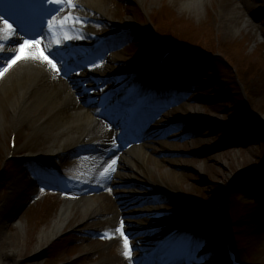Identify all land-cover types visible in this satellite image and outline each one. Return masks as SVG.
<instances>
[{
  "label": "rangeland",
  "instance_id": "rangeland-1",
  "mask_svg": "<svg viewBox=\"0 0 264 264\" xmlns=\"http://www.w3.org/2000/svg\"><path fill=\"white\" fill-rule=\"evenodd\" d=\"M101 1L109 10L96 11L89 28L97 39L115 37L107 49L118 58L120 71L115 80L112 73L102 74L113 80L103 83V91L120 90L105 102L120 104L135 94L143 100L137 88L144 83L136 82L153 76L159 77L158 94H166L158 101L162 112L146 129H159L162 138L151 151L139 144L151 171L136 181L147 186L143 195L153 200L158 219L139 217L136 227L121 234L131 246L132 264H225L228 238L249 264H264V0H205L198 11L183 8L177 0H144L143 5L135 0ZM151 25L155 36L148 32ZM128 28L134 33L124 34ZM166 50L175 54L160 65ZM103 55L100 61L107 64ZM128 108L122 119L130 116ZM10 134V128H0V264H115L127 249L121 239L107 240V220L101 217L85 224L82 216L74 218L38 250L40 236L72 199L64 186L95 165L82 153L43 163L23 151L8 157ZM16 137L22 146L30 132L20 129ZM36 141L30 142L33 153L45 151ZM22 176L40 183L16 189V178ZM250 178L256 184L246 190L243 183ZM160 179L172 189L150 188ZM118 182L100 193H108L127 211L129 198L124 203L119 194L129 186ZM237 183L241 189H233ZM220 218L228 233L218 227ZM153 220L160 224L154 234H139L152 228ZM187 226L192 233L182 255H169L165 261L175 243L166 238ZM158 247L162 250L153 257Z\"/></svg>",
  "mask_w": 264,
  "mask_h": 264
},
{
  "label": "bare ground",
  "instance_id": "bare-ground-1",
  "mask_svg": "<svg viewBox=\"0 0 264 264\" xmlns=\"http://www.w3.org/2000/svg\"><path fill=\"white\" fill-rule=\"evenodd\" d=\"M177 1L183 8L191 11L202 9L205 2V0ZM135 2L143 5L144 0ZM108 10L109 6L101 0H69L68 7L62 10L61 18L57 21L58 27L53 32H45L42 39L36 41L22 37L19 32H15L14 27L9 30L7 25L0 22V128L8 127L13 133L20 129L30 132L29 141L19 147L16 144L15 149L12 152L8 151L7 155L12 153L15 156L23 151L28 152L27 157L35 156L37 161L45 162L47 158L64 160L68 156L82 153L95 165L90 167V171L85 172L86 176L69 183L67 190L72 199L63 205L53 226L40 236L38 250L55 240L67 224L79 216L83 217V224L99 217L107 220V226L103 230L104 236L110 243L121 239L122 247L129 243L121 234L127 233L131 227H136L137 218L158 219V214L151 205L153 200L143 195L147 186L136 180L141 176L149 177L151 171L147 168L149 157L145 153L142 154L138 144L141 142L142 149L151 151L156 140L162 138V132L155 126H152L155 129L151 132L146 130L149 124L152 125L151 118L154 119L161 111H157L156 114V111L143 110L146 112V120L141 125L143 133L137 136L136 140L132 138L131 145L122 147L120 141L126 138L123 130L127 124L116 116L118 107H122V104L113 105L102 101L108 94L113 95L120 91H103L101 95H96L99 94L96 92L104 80L101 77L102 73L114 74L112 77L114 80L119 76L118 58L112 54L108 57L106 66L97 68L92 66L79 72L76 70L69 76L64 74L65 65L72 64L77 59L78 51L75 47L83 49L87 54L89 48H82L84 43L96 39L84 29L88 27L93 13L98 11L106 14ZM224 13L225 17L230 19L229 14ZM233 14L235 18L240 16L238 13ZM8 21L12 24L10 20ZM60 50L65 52V59L60 60L56 57L57 51ZM41 51L49 60L37 56ZM125 97L129 105L139 104L133 103L136 96ZM85 98L93 99L95 105L86 104ZM33 139L37 140L36 143L39 145H45V151L33 153L34 146L30 143ZM154 165L159 167V162L154 161ZM138 169L140 173L137 172ZM118 181H126L129 186L124 189L123 194H119L124 203L129 198V204H126L127 211L117 207L108 193H100L112 185H117ZM36 183L40 182L34 179L27 180L22 176L16 178L14 186L24 191ZM152 187L159 188L160 191L172 189L163 179L152 181L150 188ZM108 201L111 202L110 205ZM154 220L151 221L152 228L140 231L139 234H154V227L160 225ZM121 223L127 225L126 229H121ZM18 226L20 229L23 227ZM175 233L179 232L175 230ZM182 246L179 240L177 246L164 256L165 261H169V255L176 256ZM161 250L158 247L153 257H157ZM125 253L123 250L115 264H132L131 254ZM108 261L109 259H106L105 263Z\"/></svg>",
  "mask_w": 264,
  "mask_h": 264
},
{
  "label": "snow or ice",
  "instance_id": "snow-or-ice-1",
  "mask_svg": "<svg viewBox=\"0 0 264 264\" xmlns=\"http://www.w3.org/2000/svg\"><path fill=\"white\" fill-rule=\"evenodd\" d=\"M0 22H2L3 24L7 25L9 30H11L13 28V25L9 23L8 19H6L4 15H0ZM37 56L45 58L44 60H46V61L49 60V57L47 55H45V53L43 51L38 52ZM57 70L59 71V69H57ZM121 229H123V223H121ZM124 239L127 241L128 238H127L126 235L124 236ZM125 247L127 249L125 254L126 255H130L131 246L129 244H126Z\"/></svg>",
  "mask_w": 264,
  "mask_h": 264
},
{
  "label": "trees",
  "instance_id": "trees-1",
  "mask_svg": "<svg viewBox=\"0 0 264 264\" xmlns=\"http://www.w3.org/2000/svg\"><path fill=\"white\" fill-rule=\"evenodd\" d=\"M262 180L264 181V178H262ZM255 184H256L255 179L254 178H250V180H248V181L243 183V185L246 186V188H244V189L248 190V189H250L251 186H253ZM241 185H242V183H237L235 185V188H233V189H236V190L241 189Z\"/></svg>",
  "mask_w": 264,
  "mask_h": 264
}]
</instances>
